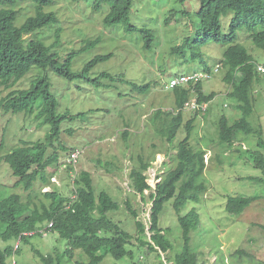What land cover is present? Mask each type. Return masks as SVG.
Instances as JSON below:
<instances>
[{
	"label": "rangeland",
	"instance_id": "rangeland-1",
	"mask_svg": "<svg viewBox=\"0 0 264 264\" xmlns=\"http://www.w3.org/2000/svg\"><path fill=\"white\" fill-rule=\"evenodd\" d=\"M55 3L45 7V11L53 10L58 22L43 30L42 39L52 45L61 59L71 51L79 50L87 40L99 39L92 47L79 51L72 59L71 69L80 71L84 64L98 54L112 53L111 58L97 63L89 72V78H97L102 72L114 76V79L101 77L96 80L79 78L68 80L53 72H46L51 83L52 93L58 100V111L70 114L85 112L77 120H65L60 123L59 141L67 147L78 148L79 159L73 165L71 173L66 165V153L60 149L58 163L47 169L50 176L49 185L39 182L33 185L32 193L21 186H14L17 178L12 175L8 165L1 156L22 141H44L48 126L39 125L34 114L7 113L0 109V190L8 195L20 194L24 200L34 198L48 205L49 200L42 193L56 188L60 194L69 197L74 187V179L81 171L89 172L94 189L98 193L105 190L119 204L120 208L110 211L108 217L117 222L120 229L132 235L127 245L132 256L115 260L107 254L102 264H158L157 253L141 247L135 240L138 234L135 220L145 227V239L150 238V213L152 202L149 193L155 189L164 172L174 164L172 157L176 145L185 137V122L193 113H184L176 135L169 143L166 138V126L170 118L164 110L174 108V97L171 89H165L164 83L181 73L200 71L203 66L198 61H191L187 37L191 42L197 38L195 31L199 28L196 14L198 0H132L130 23L136 27H147L153 31V41L149 47L144 46L138 30L126 31L124 25L105 26L102 18L105 13L93 11V0H54ZM15 9L18 11V24L27 16L34 14L30 0H17ZM230 16L221 17V30L227 32ZM58 37L55 36L56 30ZM242 30L238 31V37ZM25 37H28L26 35ZM199 47L205 65L209 68L221 64L225 46L207 37ZM240 42L251 54L254 63L264 66V51L249 38L242 35ZM181 45L184 55L175 53L173 47ZM224 69L210 80L202 83L206 94L214 93L208 107L194 117L190 142L195 148L205 149L206 167L203 178L207 185L198 203L187 202L180 214L192 208L199 216L198 226L191 232V248L198 258L197 264H264V183L249 180V176L262 177L263 173L255 167L253 151L264 153V72H259V82L254 83L255 101L249 120L254 132L240 135L235 146L224 149L217 139L216 122L225 115L230 122L238 119L240 111L236 109V100L227 96L229 85L223 81ZM41 74L33 68L25 78L12 87L5 88L0 84V98L15 88H26L30 80ZM123 80L139 85L149 84L145 93L132 91L131 86ZM109 84V86H107ZM160 109L159 118L153 121L152 113ZM71 131V132H70ZM126 131V135L123 133ZM162 131V132H161ZM58 147V144L56 143ZM53 146L50 147V149ZM238 147V151L235 150ZM81 150V151H80ZM155 153L154 155H152ZM221 158L218 162V157ZM139 156H153L150 166L144 171L151 189L144 191V199L130 187V170L137 163ZM74 171V172H73ZM264 177V176H263ZM257 196V199L245 207L240 215L229 214L225 210L228 196ZM33 198V197H32ZM31 198V199H32ZM128 199L131 207L137 211L133 219L126 208ZM171 201L164 204V212L160 215V226L172 248L167 253L160 251L164 264H172L166 260L182 249L180 227L177 215L171 208ZM46 234V233H45ZM45 234H43L45 236ZM6 241L0 236V248ZM14 247L15 241L10 240ZM67 242L58 234L49 231L39 238L34 236L27 243L23 242L20 252L7 258V264H43L39 254H56L65 250ZM239 249L243 253L234 254L230 251ZM220 255H219V254ZM167 254V255H166ZM86 261L87 257L78 250L74 251L72 260L64 257L61 264H74L76 260Z\"/></svg>",
	"mask_w": 264,
	"mask_h": 264
},
{
	"label": "trees",
	"instance_id": "trees-1",
	"mask_svg": "<svg viewBox=\"0 0 264 264\" xmlns=\"http://www.w3.org/2000/svg\"><path fill=\"white\" fill-rule=\"evenodd\" d=\"M30 1L35 9L34 14L27 16L18 24V11L15 9L17 0H0V84L5 88L12 87L25 78L33 68L39 69L41 74L33 77L28 87L15 88L0 98V109L13 114H34V119L39 121V125L48 126L49 131L45 133L44 141H22L1 156L2 161L9 166L12 175L17 178L14 186H21L25 191L32 193L36 182L44 186L49 185L50 176L47 175V169L59 161L60 153L57 148L66 153V165L69 173L72 172L73 165L68 162L69 156L81 147L69 148L59 141L60 123L65 120H77L86 114L85 112L70 114L68 110L58 111L59 103L52 93L46 72H53L70 81L85 78L90 81L96 80L97 83L99 80L97 78L106 77L113 80L114 76L102 72L97 78H89L91 69L97 63L110 58L112 56L110 52L95 55L84 64L80 71H73L71 65L75 54L92 47L99 39L87 40L79 50L71 51L61 59L58 52L53 51L52 45H47L41 37L43 30L58 22L53 10L45 11V7L54 4L55 1ZM178 1L181 4L184 2V0ZM198 1L199 8L196 14L199 18V28L195 31L197 38L191 42L187 37L185 43L191 51V61H198L204 71L211 69L205 65L202 51L199 49L206 42L205 39L211 37L216 43L225 46L219 71L221 67L224 69L222 79L230 87L227 96L236 100V109L241 113L239 118L232 122L225 115L218 117L216 122L217 139L224 149H229L235 146L240 135H249L255 130L249 118L255 101L254 83L259 82L260 78L251 54L244 45L238 42V39L245 35V38L252 40L253 46L264 51V0ZM91 8L93 11H102V13H105L102 9H107L102 18L105 26L121 24L124 25L126 31L138 30L144 46L151 45L154 38L153 31L147 27H136L130 23L132 0H93ZM227 15L230 16L229 23L227 32L223 33L221 17ZM239 30H242V33L238 37ZM58 31L57 29L55 32L56 37H58ZM26 35L28 37H25ZM183 48L177 45L172 50L182 56L185 51ZM122 81L128 83L132 91L145 93L149 89V84L139 85L123 79ZM194 89L197 92L198 102L206 103L208 107V102L213 99L214 93L206 94L202 89V83L196 84ZM172 94L175 108L181 107L191 95L188 86L176 87L172 90ZM161 113L160 109L155 110L151 119L155 121ZM164 113L167 116L172 115L168 111ZM197 114L198 112L194 111L193 116L184 124L185 137L176 145V152L172 157L174 164L164 172L155 189L149 193L152 202L149 240L144 238L143 223L139 220L134 221L138 233L135 236L136 242L141 247L146 246L148 250L157 253L158 264H164L160 251L167 253L172 248V243L162 233L163 229L160 226V215L165 210L164 204L169 201L177 215L182 249L171 259L166 254V260L171 261L172 264L198 263L197 255L190 244L191 232L199 223L198 213L195 208H192L187 213L180 214L187 202H200L202 193L207 187L202 176L206 167L204 161L206 150L195 148L190 142L194 128L193 121ZM168 120L169 125L166 126L164 132H166L167 141L172 143L183 120V115L179 112L174 118ZM126 134L125 131L123 136ZM260 144L264 145V140H261ZM51 146L53 147L50 149ZM235 150L238 151V147H235ZM252 155L255 167L264 176V153L253 151ZM217 157L220 162L221 158L219 155ZM152 158L153 156L145 158L139 156L137 163L129 173L132 191L141 195L143 199L145 198L144 191L151 189L144 171L150 166ZM263 176L247 178L264 183ZM90 178L87 171H81L75 177L74 187L70 192L75 195L74 199L63 196L56 188L44 191L42 195L49 200L48 205L37 201L35 196L32 198L28 195V198L24 200L20 194L5 195L6 193L0 190V236L7 242L4 248H0V264H7V258L18 254L23 242L27 243L34 236L43 238L49 231L57 233L59 238L64 239L67 247L59 254L43 255L37 252L43 264H61L65 256L72 260L75 250L85 255L87 260L76 259L74 264H102L107 254L119 261L127 254L132 256V250L130 252L127 248L132 235L120 229L118 223L108 217V213L118 210L120 204L105 190L97 193ZM256 199L257 196L231 195L227 197L224 208L229 214L240 215L245 207ZM125 204L131 217L136 219L137 211L131 207L128 199L125 200ZM48 222H52V225L47 228V234L44 236V228ZM261 228L264 236V226ZM23 232L25 235H22ZM19 235L22 237L20 246L13 249L10 240H15ZM233 252L248 255L239 249L231 250L230 254ZM217 262L218 260L214 264Z\"/></svg>",
	"mask_w": 264,
	"mask_h": 264
},
{
	"label": "built area",
	"instance_id": "built-area-1",
	"mask_svg": "<svg viewBox=\"0 0 264 264\" xmlns=\"http://www.w3.org/2000/svg\"><path fill=\"white\" fill-rule=\"evenodd\" d=\"M257 69L260 72H264V66L262 65H258ZM217 71H218V66H215L210 71H200V72H193V73L177 74L171 77L168 80V82L165 83L164 88L172 89L176 86H186V85L194 86L200 81L209 80ZM206 107H207L206 103H199L198 100L196 99V96H193L184 102L182 109L184 111H201L202 112L206 109ZM78 151L76 150L72 152L71 155L69 156L68 162L71 163L72 165H75V163L78 160V157H79ZM51 225H52V222L47 223V225L44 228L45 229L44 234L47 232V228L50 227ZM22 235H25V233L23 232ZM21 239H22L21 235H19L15 239V244H14L15 249L19 247Z\"/></svg>",
	"mask_w": 264,
	"mask_h": 264
},
{
	"label": "clouds",
	"instance_id": "clouds-1",
	"mask_svg": "<svg viewBox=\"0 0 264 264\" xmlns=\"http://www.w3.org/2000/svg\"><path fill=\"white\" fill-rule=\"evenodd\" d=\"M111 58V57H110ZM215 66H218V71L210 78V79H212L218 72H219V64H217V65H215ZM258 66V65H257ZM214 68V67H213ZM213 68H211V69H213ZM210 69V70H211ZM209 70V71H210ZM200 71H204V70H200ZM200 71H196V72H200ZM259 71V70H258ZM260 72V71H259ZM191 73H193V72H191ZM262 73V72H261ZM182 74V73H181ZM177 75V74H176ZM209 79V80H210ZM206 81H208V80H206ZM203 82H205V81H200V82H198V83H203ZM197 83V84H198ZM164 85H165V83H164ZM164 85H163V87H164ZM196 85V84H195ZM195 85L194 86H191V85H186V86H176V87H189L190 88V93H191V95H190V97L188 98V99H190L191 97H193V96H196V99H197V95H196V90L194 89V87H195ZM176 87H174V88H176ZM174 88H172L171 90H173ZM187 99V100H188ZM186 100V101H187ZM184 104V103H183ZM183 106V105H182ZM182 106L181 107H177V108H175V106H174V108L173 109H169V110H164V111H168V112H171L172 113V115H176L177 113H179V112H181L182 114H184V113H193L194 114V111H184L183 109H182ZM198 112V114H199V116L200 115H202V112L201 111H197ZM74 172V171H73ZM147 181V180H146ZM69 197H70V199H74L75 198V195H73V194H71V195H69ZM47 234V233H46ZM15 241V240H14ZM20 246V245H19ZM13 249H15L14 247H13Z\"/></svg>",
	"mask_w": 264,
	"mask_h": 264
}]
</instances>
